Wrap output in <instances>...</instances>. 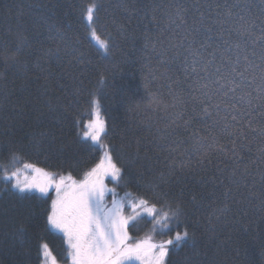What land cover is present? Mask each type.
Wrapping results in <instances>:
<instances>
[{
    "label": "trees",
    "instance_id": "obj_1",
    "mask_svg": "<svg viewBox=\"0 0 264 264\" xmlns=\"http://www.w3.org/2000/svg\"><path fill=\"white\" fill-rule=\"evenodd\" d=\"M97 2L100 4L96 23L98 34L104 39L110 35L114 44L108 60L96 55L95 46H89L86 24L80 19L81 10L89 0H0V41L14 45L21 30L28 37L25 46L27 69H9L0 77V165L8 164L10 152L16 151L21 157L20 165L31 162L54 171L69 172L76 178L82 177L98 162L102 153L91 150L88 147L90 141L81 142L85 121L92 117L90 94L95 92L106 120L107 135L103 139L123 169L124 179L119 190L153 200L158 208L160 203L154 200L153 194L165 192L168 193L166 199L175 200L182 207L181 222L179 225L173 223L171 231L154 229L151 217L143 215L130 225L132 233L136 237L161 235L165 238L186 228L190 235L194 234V241L190 240L179 250L170 249L165 264H264V189L259 175L264 165L259 161L248 163L252 175L248 179L249 187L241 188L243 203L230 202L229 210L221 214L222 188L214 187L211 182L202 183L198 178L167 175V153L160 147L166 142L154 139V125L163 124L166 114L139 110L129 113L124 102L123 93L129 87L143 90L142 76L148 74V69L142 72L145 63L150 62L155 76L149 89L160 92L165 99H170L168 77L184 81V57L191 59V56L186 51V44L180 46L182 30H176L175 38L171 30L165 32L168 52L163 61H172L169 65L150 47L144 48V37L146 33L158 34V26H165V13L176 3L182 2L188 8L185 15L191 24L198 17L197 0ZM209 2L212 4L210 23L215 17L217 3L222 5L234 0ZM245 3L252 5L253 14L259 12V0H241V7ZM219 10L223 11L222 8ZM200 11L209 16L207 8L200 6ZM49 25L62 31L67 46L55 31L49 32ZM212 29L210 34L201 31L194 47L200 42L209 43V51L222 47L220 28L212 25ZM50 35L53 39H49ZM223 39L235 41L237 37L225 32ZM57 45L61 49L57 55L43 56L47 49L55 50ZM81 56L83 63H79ZM38 58L41 67L49 71L42 73L35 66ZM68 72L79 79H73ZM180 86L186 89L187 83ZM49 105L53 111H49ZM195 126L201 127L199 123ZM259 143L256 141L251 152L245 154L246 162L249 157L256 158ZM162 172L165 173L163 177ZM50 203L51 194L41 204L36 198L21 199L12 192L0 191V210H3L0 211V264H41L39 253L44 243L49 245L59 262L70 264L66 259L63 235L44 226L41 208ZM29 209L36 211L35 218H29ZM21 226L25 229L22 244L14 238Z\"/></svg>",
    "mask_w": 264,
    "mask_h": 264
},
{
    "label": "snow or ice",
    "instance_id": "obj_2",
    "mask_svg": "<svg viewBox=\"0 0 264 264\" xmlns=\"http://www.w3.org/2000/svg\"><path fill=\"white\" fill-rule=\"evenodd\" d=\"M197 5L198 17L191 24L185 15L188 8L182 2L176 3L165 13V26H158V34L146 33L144 37V48L150 47L162 58V62L169 65L172 61H163L168 52L165 32L171 30L175 38L176 30H182L180 46L187 45L186 51L191 59L184 57L183 82L168 77L171 81L168 92L170 99L149 89L155 79L150 62L142 68V72L148 69V74L142 76L143 90L129 87L123 96L129 113L139 110L166 114L163 124L154 125V139L166 142L160 147L167 153V175L198 178L202 183L211 182L214 187L222 188L220 195L224 200L220 213L224 214L229 210L230 202L244 201L241 188L249 187L248 179L252 175L248 163L256 164L259 161L264 165V0H259V12L256 14H253L252 5L248 3L241 7V0L222 5L217 3L215 17L211 18L210 23L212 4L209 0H203L201 5V0H197ZM200 6L209 10V16L200 11ZM221 8L223 11L219 10ZM99 10L97 0H89L81 10L80 19L86 24L89 46H95L96 55L108 60L114 44L110 35L108 39H102L98 34L96 23ZM153 19L156 17L153 16ZM212 25L220 28L222 47L209 51L210 44L207 42H200L199 46L194 47L197 35L201 31L210 34ZM48 30L50 33L55 31L56 36L67 46V39L59 28L49 25ZM225 32L229 36L235 34L237 39L224 40ZM49 39L53 37L50 35ZM211 39L208 35V40ZM27 44L28 37L23 30L19 32L14 45L0 41V77L9 69H27ZM60 50L57 45L55 50L47 49L43 56L51 58ZM83 62L81 56L79 63ZM35 66L42 73L49 71L41 67L39 58ZM167 70L166 67L165 75ZM67 74L72 77L70 72ZM79 82L82 84L83 80ZM103 82L101 77L100 83ZM182 83H187L186 89L180 86ZM173 85L177 87L173 88ZM76 91L79 92V89ZM90 95L94 119L85 126L81 142L90 141L88 147L91 150H103L99 162L85 171L80 179L74 178L71 173L48 172L24 163L23 169H31L34 175L31 179L27 175L21 179V168L16 166L21 157L18 152L12 151L9 163L0 165V185H3L0 191L12 192L21 199L36 198L41 204L45 203L50 190L54 191L55 196L51 198L50 205L41 208L44 226L63 235L67 246L66 259L70 264H135V261L164 264L170 249L179 250L190 240L194 241V234L190 235L185 228L183 232L176 231L171 238L160 243H154L151 236L130 243L128 228L135 216L146 215L151 217L154 229L159 226L161 230L171 231L173 223L179 225L181 222V204L166 199L168 193H154V200L160 203L158 208L153 200L133 197L128 192L120 196L116 187L109 188L105 184V178L110 177L119 186L124 179L123 169L114 161L110 146L102 142V136L107 133L105 121L101 117L100 100L95 92ZM53 110L49 105V111ZM197 123L201 127H196ZM256 141L260 142L256 158L249 157L246 162L245 154L251 152ZM164 175L162 172L161 176ZM259 175L264 189V168L260 169ZM108 195H111L110 206L105 199ZM126 206L134 215H124ZM36 215L34 209L28 210L29 218H35ZM24 233L23 226L14 233V238L21 244L24 242ZM39 256L41 264H48L49 259L51 264H56L46 243L40 246Z\"/></svg>",
    "mask_w": 264,
    "mask_h": 264
},
{
    "label": "rangeland",
    "instance_id": "obj_3",
    "mask_svg": "<svg viewBox=\"0 0 264 264\" xmlns=\"http://www.w3.org/2000/svg\"><path fill=\"white\" fill-rule=\"evenodd\" d=\"M101 38H102V37H101ZM102 39H104V38H102ZM100 111H101V108H100ZM101 117L104 119L105 124H106V120H105V118H104V115H103L102 111H101ZM91 119H94V116H93V115H92L91 118H89V119H87V120L85 121V126L87 125V123H88L89 120H91ZM85 126H84V129L82 130V133H83L84 130H86V127H85ZM101 139H102V142H103L104 144H106V142H105L104 139H103V136H102ZM106 145H107V144H106ZM101 151H102V153H101V156H102V155H103V150L101 149ZM101 156H100V158H101ZM113 158H114V157H113ZM99 160H100V159H99ZM99 160H98V162H99ZM114 161H115V159H114ZM98 162H97V163H98ZM25 163L32 164V165H34L35 167H37V168H42V169H44L45 171H48V172H53V173H58V174H64V175L69 174V172H58V171H54V170H51V169H47V168H45V167H42V166H40V165H36V164H34V163H31V162H25ZM23 164H24V163H22L21 165H20V164H19V165H16L17 167H20V168H21V179H23L25 175H27L28 178L31 179V177L34 175V173L32 172L31 169H23ZM117 165L120 167V165H119L118 163H117ZM94 166H95V165H94ZM94 166H92V167H94ZM92 167H91V168H92ZM91 168H90V169H91ZM71 175H72V174H71ZM72 176H73V175H72ZM73 177L76 178L75 176H73ZM80 178H82V177H79V178H76V179H80ZM105 184H106L109 188L116 187V190H117V192L119 193L120 196H123L125 192H128V193H131V195H132L133 197H136V196L133 195L132 192H129V191L121 192V191L119 190L118 186L116 185V183L113 182V181H111V178H110V177L105 178ZM49 194H51V198H54V196H55L54 191H51V190H50ZM105 199H106V202H108V203H109V206H110L111 195H108ZM137 211H139V209H138ZM124 215L128 216V215H134V214L131 212V209L128 208V207L126 206V207L124 208ZM140 216H143V215H137V216H135V219H136L137 217H140ZM135 219H134V220H135ZM134 220H133L132 222H130V225L134 222ZM130 225H129V228H128L129 235H130V237H131V239H130V241H129L130 243L135 242V241H138V240H143L144 238L147 237V235L140 236V237H136V236L134 235V233H132L131 228H130ZM156 228H158V230H160V231H164V230H161L159 226H157ZM160 231H158V232H160ZM173 235H174V233H173L172 235H168V236H166L165 238L160 237L161 235H158V236H156V237H152V236H151V237H152V241H153L154 243H160V242H162V241H165V240L171 238ZM48 247H49V245H48ZM49 250H50L52 256L55 257V255H54V253L52 252V250L50 249V247H49ZM55 259H56V264H63V263L59 262V261L57 260L56 257H55ZM165 259H166V258H165ZM48 264H51V260H50V259H49V261H48ZM135 264H147V261H144V262H141V261H135ZM164 264H165V262H164Z\"/></svg>",
    "mask_w": 264,
    "mask_h": 264
}]
</instances>
